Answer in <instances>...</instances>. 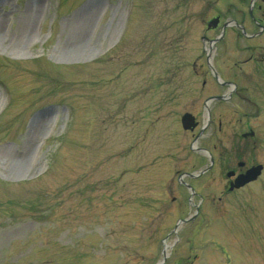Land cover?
<instances>
[{"label":"rangeland","instance_id":"1","mask_svg":"<svg viewBox=\"0 0 264 264\" xmlns=\"http://www.w3.org/2000/svg\"><path fill=\"white\" fill-rule=\"evenodd\" d=\"M199 5L0 0V264L162 260L151 239L178 215L141 202L158 190L148 176L173 163L129 147L140 111L175 89L176 74L189 79V44L174 46ZM248 196L201 211L196 264H264V180Z\"/></svg>","mask_w":264,"mask_h":264},{"label":"flooded vegetation","instance_id":"2","mask_svg":"<svg viewBox=\"0 0 264 264\" xmlns=\"http://www.w3.org/2000/svg\"><path fill=\"white\" fill-rule=\"evenodd\" d=\"M199 2L198 25L174 46L180 54L189 44V79L176 74L175 89L140 111L143 125L129 147L150 161L173 163L148 176V189L158 190L141 204L178 215L164 236H149L174 264H196L193 232L201 211L247 199L264 180V0Z\"/></svg>","mask_w":264,"mask_h":264},{"label":"water","instance_id":"3","mask_svg":"<svg viewBox=\"0 0 264 264\" xmlns=\"http://www.w3.org/2000/svg\"><path fill=\"white\" fill-rule=\"evenodd\" d=\"M186 119H187V116L184 118L183 121L185 122ZM186 122H187V120H186ZM184 124H185V123H184ZM248 177H249V176H245L243 179H246V180H247ZM166 257H167V254L165 253L162 262H160L159 264H163V262L166 260Z\"/></svg>","mask_w":264,"mask_h":264}]
</instances>
